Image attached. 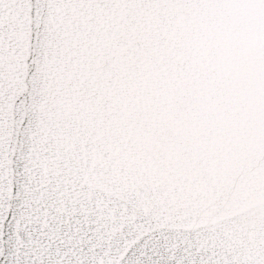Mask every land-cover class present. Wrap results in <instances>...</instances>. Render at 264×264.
I'll return each mask as SVG.
<instances>
[{
    "label": "snow or ice",
    "instance_id": "obj_1",
    "mask_svg": "<svg viewBox=\"0 0 264 264\" xmlns=\"http://www.w3.org/2000/svg\"><path fill=\"white\" fill-rule=\"evenodd\" d=\"M0 264H264V0H0Z\"/></svg>",
    "mask_w": 264,
    "mask_h": 264
}]
</instances>
